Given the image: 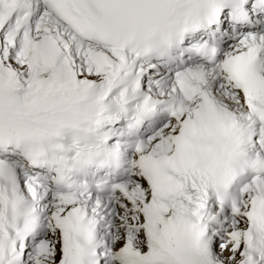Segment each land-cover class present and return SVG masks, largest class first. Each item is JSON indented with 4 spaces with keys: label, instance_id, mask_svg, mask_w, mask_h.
Segmentation results:
<instances>
[{
    "label": "snow or ice",
    "instance_id": "6c2138e0",
    "mask_svg": "<svg viewBox=\"0 0 264 264\" xmlns=\"http://www.w3.org/2000/svg\"><path fill=\"white\" fill-rule=\"evenodd\" d=\"M0 264H264V0H0Z\"/></svg>",
    "mask_w": 264,
    "mask_h": 264
}]
</instances>
